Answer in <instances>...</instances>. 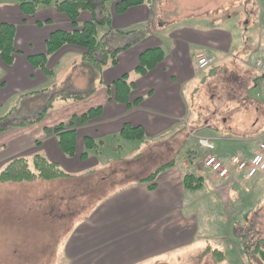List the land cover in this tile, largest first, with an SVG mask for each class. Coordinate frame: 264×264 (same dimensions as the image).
<instances>
[{"label": "crops", "instance_id": "1", "mask_svg": "<svg viewBox=\"0 0 264 264\" xmlns=\"http://www.w3.org/2000/svg\"><path fill=\"white\" fill-rule=\"evenodd\" d=\"M156 2V0H152L144 6L128 10L124 14L116 13L115 3H108L114 32L108 35L106 45L110 50H120L117 65H107L101 72L91 67L94 70V77L91 78L88 88H84L81 92L75 89L76 92L74 93H62L53 96L48 104V107L52 104L49 112L48 107L45 108L46 116L44 120L37 123L40 130L36 134L35 130L20 129L13 130L14 133L11 132L12 137H7L9 141L4 142L3 146L6 148L9 142H12V144L10 143L12 149L8 150L6 148L8 155L14 153L23 155V151L32 147L35 140L44 138V134L48 129L62 123H68L73 117L81 116L91 109L100 107L102 108V115L99 118L93 120L87 126L77 129L78 147L74 158H68L62 153L57 137H53L43 145L45 146L43 151L46 157L58 163L69 174L78 176L76 173L85 169L103 171L102 167L100 168L97 165L98 163L101 166L108 162L111 163L110 157L108 158V156L113 155L110 152L112 151L110 147L114 148L117 144L121 145L122 148H126L128 145L132 147L134 144L127 143L128 145L124 146L126 143L118 138L126 124L142 127L146 134V140L148 138L154 143H167L171 139L174 140V134L185 133L186 136H182L181 139L176 137V140L179 139L185 142L192 139L193 142H196L194 138L209 139L215 144L218 152H223L227 159L237 155H243L245 161L250 159L256 149L258 140L264 134L262 80H260V93L256 95V98L251 96L245 103V106H251L255 116V120L251 124L256 125L257 128L260 127V124L263 125L257 134L236 137L224 132L222 135H213L208 131L213 129H217V133L220 131L215 124L212 125L209 121L195 123L192 120V113L202 117L204 112L203 106L197 103L200 94H204L205 89L212 86L214 80L216 82L214 81L212 92L216 93V96L211 95L210 99L212 101H217L218 98L230 102L236 100V95H232L235 86L232 85L233 83H228L229 77L234 75L236 83H238L237 77L242 78L245 75L249 77L247 67H244L247 62H244L243 59L239 60V57L233 53L235 39L229 33L211 31L192 24L170 26L165 20L166 15H157ZM53 12L56 13L57 19L51 16ZM31 18L24 17L20 13L17 4L12 10L0 8V24L7 23L16 27L15 48L18 51L11 67L5 68L0 64V70H2V77H0V108H4L7 103L16 97V103H19V95L46 90L45 93L37 95L45 96L46 93L50 94L56 91L58 85L55 83V85L50 86L52 84L51 80H55L56 68L66 56L79 55L81 65L86 64L83 61L85 52L80 48L70 46L49 57L47 68L49 71L54 72L53 76H46L42 71L34 69L29 63V57L46 53V41L53 32L57 30L72 32L73 27L64 15H59L55 8H41ZM90 18V16L85 18L83 14L80 18V27L85 22L90 21ZM41 26H44L45 29L39 30L42 28ZM129 31L134 32L128 35L121 34ZM103 32L105 33L104 30L101 31V33ZM157 47L162 48L164 51V60L147 74L141 75L137 70L141 55ZM200 53H205L215 59L212 67L204 71L197 69L196 55ZM253 57H260V55H253L252 59ZM235 60L241 62V65L239 62V65H237ZM231 66L234 71L229 69ZM126 75L129 81L135 84V88L130 95V101L134 102L137 99H142V102L132 109L117 103L113 96L114 83ZM246 82H248L247 86L258 88V81H254L249 77ZM8 86L13 87L11 92H7ZM219 87L222 88L221 91ZM65 96H83L84 99L74 100L68 98L65 100L63 98ZM35 97H26L25 100L34 99ZM200 99H203V96ZM57 100L58 104L60 103L59 100H63L67 103L72 102L70 103L72 105H70V109L55 110V101ZM18 103L15 106H19ZM59 106L62 107L63 105L60 104ZM237 110L234 111L236 122L239 121L240 117V111ZM38 112L39 110L33 111L30 113V117L38 115ZM227 122L228 118L223 124ZM191 124L193 129L190 127ZM86 137H90L97 142L103 141L105 149L100 155H91L84 161L81 159V155L84 151V139ZM244 141L245 143L251 141L248 143L251 145L250 150L245 154L240 152L232 154V150L237 147V143ZM121 146H117L118 149L114 151V159H116L114 161H122L123 163L126 160V164H129L131 160L125 159V149L122 150ZM106 152H110L111 155L106 154ZM34 154L36 152L27 154L24 157H31ZM94 159L97 161L94 162ZM188 162L186 160L184 166L187 171L190 168ZM185 174L186 172L177 171L175 166L168 169L159 175L157 188L154 191H150L146 183H140V180L144 178L131 184L118 185L117 188L111 190L109 185L104 187L105 177L99 179L97 185L92 187L93 189L91 188L93 190L91 195L96 197L94 199L98 204H95L96 207L89 219L85 221L86 223H80L72 232L71 245L80 244V238L88 234L92 235L94 232L97 234L100 230H106L108 232L106 235L112 237L111 240H103V242L111 247L114 246L118 251L123 249L122 252H125L128 248L131 249V245H137L134 243H141L142 240L147 239L156 238V240H159L161 242L159 248L157 247L159 251H164L169 245L178 246L176 242L180 241L179 237H185V240L191 239L192 234L189 231L191 226L189 225L192 224L190 220L195 216L184 214L185 189L183 177ZM91 176L92 179L95 178L94 175ZM234 177L241 180L236 172L233 174ZM248 186H250L249 183ZM255 187L258 188V184L253 186V188ZM97 188L100 190L99 194L95 192L98 190ZM102 190L108 194L110 192L109 198L103 196L104 191ZM155 213L167 214L157 218ZM170 229L174 230L175 236L169 233L168 230ZM89 243L93 244L94 242ZM123 244H125V247ZM71 249L74 254H80L76 258L71 256L73 259L80 260V262L81 260H88L82 254L83 249L79 252V248L77 251Z\"/></svg>", "mask_w": 264, "mask_h": 264}, {"label": "rangeland", "instance_id": "2", "mask_svg": "<svg viewBox=\"0 0 264 264\" xmlns=\"http://www.w3.org/2000/svg\"><path fill=\"white\" fill-rule=\"evenodd\" d=\"M156 1L157 15H166L165 20L170 26L192 24L211 31L229 33L235 39L233 53L239 57V60L243 59L244 62H247L244 67H247L249 77L258 81L256 89L254 86L253 88L247 86L248 76L237 77L238 83H236L234 75L230 76L228 83H233L235 92L233 90L232 95H236V100L230 102L224 101L222 98H218L217 101L210 99L211 95L216 96V93L212 92L214 80L212 86L205 89L204 94H200V98L203 96V99L199 98L197 101L203 106L202 117L192 113V120L197 124L201 121L215 124L220 130L218 131L220 134L217 133V129L208 131L213 135H222L224 132L236 137L257 134L263 125L260 124V127L257 128L256 125L251 124L254 122L255 116L251 106H245V103L251 96L256 98V95L260 93L261 74L252 68L251 62L253 55H260L264 58V0ZM16 4L18 5V0H0V8L12 10ZM41 8L52 7H40L39 10ZM18 9L20 11L19 5ZM20 13L22 14L21 11ZM59 15L63 14L59 13ZM51 16L57 19L55 12ZM87 16L90 14L85 13L84 17ZM64 17L66 16L64 15ZM43 29H45L44 26L39 30ZM235 62L237 65H241L238 60ZM0 64L4 66L1 62ZM81 64L79 55H68L57 66L55 80H51L50 86L55 83L58 85L56 91L50 94L46 93L45 96H37L39 95L37 94L34 99L26 100L25 98L21 99L19 95L20 101L17 102L19 106H16L18 111L1 124L4 131L0 134V150L2 151L0 153L2 158L0 172L12 159L24 157L32 152L46 157L43 145L53 137H57L56 133H52L53 128L45 132L43 139L35 140L32 147L23 151V155L21 153V155H18L19 153L8 155V150L12 149L10 147L12 142H9L6 147L8 150L3 146V143L9 141L7 137H12L13 130H35V134L40 130L37 122L26 127L13 125L12 122L20 124L25 120H34L38 115L30 117V113L36 110H39L38 114L42 113L48 107L53 96L74 93L75 89L81 92L90 86L94 70L87 64L84 66ZM229 69L234 71L232 66ZM0 77H2V70H0ZM12 90L13 87L8 86L7 92ZM221 90L222 88H220ZM16 98L7 103L4 108H0V118L15 107ZM57 102L58 100L55 101V110L70 109V105H72L70 104L72 102L67 103L63 100H59V104ZM60 104L63 106L60 107ZM237 109L240 111L238 122L234 116V111ZM226 118H228V122L223 124ZM85 126H78L76 130ZM190 127L193 129L192 124ZM174 136V140L171 139L163 144L161 142L154 143L148 138L147 142L141 145L135 143L132 147L124 142L126 143L124 146L128 145L126 148H122L116 142L117 145L114 148L110 147L112 149L110 152L113 155L108 158L110 157L111 163L102 164L103 166L99 163L97 165L102 167L103 171L79 170V173H76L78 176L69 180L0 182V264H264L256 253L257 246L264 244V176L259 178L256 183L250 182V186L247 182L236 177L222 181L208 170L203 171L202 163L207 152H202L199 145H196L198 138H194L196 142H193L192 139L182 142L179 139L186 136L185 133L174 134ZM176 137L179 139L176 140ZM210 143L212 142L210 141ZM248 143L238 142L237 147L232 150V154L248 152L251 148ZM194 145L196 146L194 147ZM117 146H121L122 150L125 149V159L131 160L129 164H126V160L123 163L114 161L116 160L114 151L118 149ZM224 148L226 147L224 146ZM190 151H197L200 161L189 166V170H193L204 178L205 188L210 193V203L203 204L201 206L203 211L200 214L196 213L195 217L190 220L192 223L189 225L191 226L189 230L192 234L191 239L185 240V237H179L180 241L176 242L179 247L169 245L164 251H159L161 242L154 237L155 239L134 243L137 245H131V249L128 248L122 252L123 249L118 251L114 246L111 247L104 243L103 240H111L112 237L106 235L108 234L106 230H100L97 234L94 232L92 235L88 234L80 238V244L71 245L72 232L77 225L89 219L98 204L94 199L96 197L91 193H93L92 187L97 185L99 179L105 177L104 187L109 185L111 190L117 188L118 185L131 184L145 178L171 161H175L177 171L184 173L187 172L184 166L186 160H189ZM110 152H106V154L111 155ZM96 161L94 159V162ZM91 175H94L95 178L92 179ZM257 184L258 188H253ZM97 189L95 192L99 194L100 190ZM103 194L105 198H109L110 192L108 194L104 191ZM155 214L159 218L167 213ZM168 231L175 236L173 229ZM91 241L94 243L90 244ZM123 246L125 247V244ZM71 248L76 251L79 248L78 252L83 249L82 254L88 260L80 262V260L73 259L71 256L76 258L80 254H74ZM215 250L222 251L225 255L224 259L220 260V257L215 255Z\"/></svg>", "mask_w": 264, "mask_h": 264}, {"label": "trees", "instance_id": "3", "mask_svg": "<svg viewBox=\"0 0 264 264\" xmlns=\"http://www.w3.org/2000/svg\"><path fill=\"white\" fill-rule=\"evenodd\" d=\"M113 2L116 6V13L124 14L128 10L140 6H144L152 0H18L20 11L26 17H33L37 14L40 7H52L57 12L63 14L69 20L73 27L72 32L57 30L53 32L46 41V53L29 57V63L34 69L42 71L46 76H52L47 68L48 59L51 55L59 51L65 46H77L84 50L83 61L93 69L101 72L107 65H117L118 55L120 50H110L106 45V39L112 32V16L108 3ZM89 13L91 20L85 22L80 27V18L83 14ZM98 13V17H97ZM104 30L105 33H101ZM134 31L122 32L123 35H128ZM16 27L11 24H0V62L5 67H10L14 64V60L18 51L15 48ZM165 53L162 48L157 47L146 51L140 57L138 72L145 75L153 70L159 63L164 60ZM135 84L130 82L128 76H123L113 85V96L117 103L125 105L128 109L138 106L142 99H137L134 102L130 101V95L134 90ZM45 91L33 92L21 95V99L45 93ZM65 100L72 98L74 100H82L83 96H65ZM52 104L48 107L51 108ZM17 111L15 106L7 115L0 118V134L4 131V121L9 120ZM102 115V108H94L81 116H75L68 123H62L52 129V133L57 134L58 144L65 156L74 158L78 147V134L76 127L85 126L89 122L99 118ZM46 116V111L38 114L34 120H25L20 124L14 122L13 125L26 127L34 122H41ZM119 140L139 144L147 142L146 134L142 127L131 126L126 124L118 135ZM105 149L103 141H95L90 137L84 139V151L81 159L86 161L91 155L98 156ZM189 166L191 167L196 162L200 161V155L197 151L189 152ZM175 166V161H171L155 172L150 174L140 183H146L150 191L157 188V179L159 175ZM75 175L66 172L58 163L53 162L43 155L34 154L31 157H17L9 161L0 172L1 183H22L32 182L36 180H59L70 179ZM183 185L185 189V209L184 214L187 216L195 215L203 211V204H209L210 193L206 190L204 178L200 177L193 170H189L183 177ZM201 207V208H200ZM215 255L224 259L225 255L220 250L214 251ZM256 253L264 263V244L257 246Z\"/></svg>", "mask_w": 264, "mask_h": 264}, {"label": "built area", "instance_id": "4", "mask_svg": "<svg viewBox=\"0 0 264 264\" xmlns=\"http://www.w3.org/2000/svg\"><path fill=\"white\" fill-rule=\"evenodd\" d=\"M214 63L215 59L205 53L196 55V67L199 71L209 69ZM251 65L261 74V86L264 93V58H253ZM210 141L209 139H198L197 142L200 149L207 152L202 163L204 172L208 170L222 181L233 179L234 172L239 174L242 181L245 182H255L264 176V134L258 140L256 149L248 161L243 159V155L227 159L225 154L218 152L215 144ZM206 174L208 173L206 172Z\"/></svg>", "mask_w": 264, "mask_h": 264}]
</instances>
